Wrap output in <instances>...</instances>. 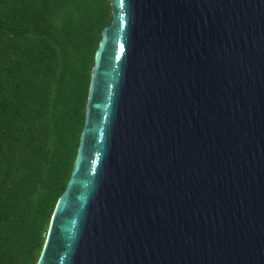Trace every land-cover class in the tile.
Wrapping results in <instances>:
<instances>
[{
	"label": "water",
	"instance_id": "95a60500",
	"mask_svg": "<svg viewBox=\"0 0 264 264\" xmlns=\"http://www.w3.org/2000/svg\"><path fill=\"white\" fill-rule=\"evenodd\" d=\"M37 264H264V0H110Z\"/></svg>",
	"mask_w": 264,
	"mask_h": 264
},
{
	"label": "trees",
	"instance_id": "16d2710c",
	"mask_svg": "<svg viewBox=\"0 0 264 264\" xmlns=\"http://www.w3.org/2000/svg\"><path fill=\"white\" fill-rule=\"evenodd\" d=\"M110 0H0V264H37L78 153Z\"/></svg>",
	"mask_w": 264,
	"mask_h": 264
}]
</instances>
